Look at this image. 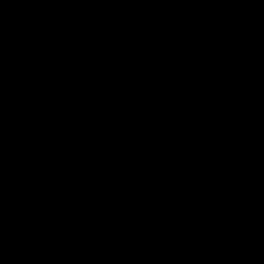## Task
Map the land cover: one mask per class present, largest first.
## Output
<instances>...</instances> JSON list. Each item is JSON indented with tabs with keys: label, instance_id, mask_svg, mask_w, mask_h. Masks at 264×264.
I'll use <instances>...</instances> for the list:
<instances>
[{
	"label": "water",
	"instance_id": "obj_1",
	"mask_svg": "<svg viewBox=\"0 0 264 264\" xmlns=\"http://www.w3.org/2000/svg\"><path fill=\"white\" fill-rule=\"evenodd\" d=\"M0 264H264V0H0Z\"/></svg>",
	"mask_w": 264,
	"mask_h": 264
}]
</instances>
